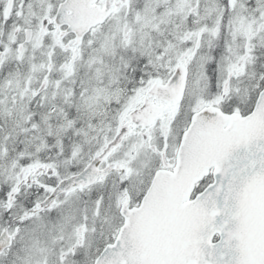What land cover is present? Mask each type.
<instances>
[{"label": "snow or ice", "instance_id": "1", "mask_svg": "<svg viewBox=\"0 0 264 264\" xmlns=\"http://www.w3.org/2000/svg\"><path fill=\"white\" fill-rule=\"evenodd\" d=\"M0 264H264V0H0Z\"/></svg>", "mask_w": 264, "mask_h": 264}]
</instances>
